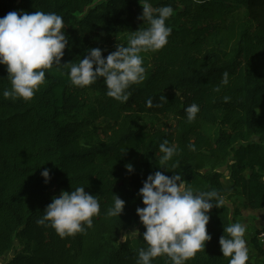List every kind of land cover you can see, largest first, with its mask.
<instances>
[{"label":"trees","instance_id":"trees-1","mask_svg":"<svg viewBox=\"0 0 264 264\" xmlns=\"http://www.w3.org/2000/svg\"><path fill=\"white\" fill-rule=\"evenodd\" d=\"M140 3L0 0V18L14 10L61 15L68 37L61 63H78L92 48L106 57L127 46L130 32L146 28ZM151 3L172 6L166 21L172 32L164 48L142 54L146 78L128 89L126 102L108 97L102 78L84 88L72 85L68 69L59 66L45 70L46 82L32 100L4 98L11 81L0 65V264H137L138 249L147 247L136 213L144 207L138 192L156 171L181 174L194 192L217 190L225 197L221 208L208 213L211 240L186 264H229L219 239L238 221L235 197L243 199L245 209L264 212V0ZM119 36L121 43L109 47ZM193 103L200 111L190 123L185 109ZM168 118L174 123L161 122ZM165 140L181 149L169 162L178 163L176 170L161 167L159 145ZM77 186L100 202L92 228L62 239L37 224L53 198ZM113 194L125 201L119 217L107 216ZM137 225L139 235L122 241ZM263 231L255 230L251 239L260 258L247 264H264L257 240ZM10 252L11 259L3 260ZM152 264L171 261L162 256Z\"/></svg>","mask_w":264,"mask_h":264},{"label":"clouds","instance_id":"clouds-1","mask_svg":"<svg viewBox=\"0 0 264 264\" xmlns=\"http://www.w3.org/2000/svg\"><path fill=\"white\" fill-rule=\"evenodd\" d=\"M143 11L139 19L147 27L130 32L127 46L120 45L116 50L102 57L100 48H92L78 63H61L64 50L68 45L65 34V22L57 13L35 11H10L0 18V65H5L11 88L3 91L4 98L12 100H32L40 87L45 84V70L53 66L68 69L67 75L72 85L80 88L91 86L103 79L108 97L119 102L129 99L128 89L142 83L146 78L144 56L164 48L172 32L166 21L174 14L171 5L154 7L151 0H142ZM95 65V68H94ZM221 84H229V74L224 72ZM215 91H220L217 86ZM230 97L225 96V102ZM188 122H194L200 111L193 103L186 109ZM195 150L194 144L188 145ZM163 154L161 167L167 171L179 168L173 158L181 149L165 140L159 145ZM129 172L131 164L126 165ZM45 182L50 179L49 170L41 172ZM138 195L142 197L144 207H138L136 213L145 227L142 238L147 247L138 249L137 264H152L154 258L166 256L171 264H186L200 251H204L205 242L211 240L206 225L210 210L221 208L225 197L217 190L194 192L179 173L167 176L160 171L147 176ZM114 204L108 209V217H119L125 201L117 195ZM100 215V202L96 195L85 192V186H77L71 191H62L53 198L37 219V224L51 227L60 238L84 233L93 227V218ZM227 235L219 239L223 257L229 264H247L249 249L245 239L246 226L234 222L224 228ZM131 234L139 235L138 230ZM127 235L121 237L126 241Z\"/></svg>","mask_w":264,"mask_h":264},{"label":"rangeland","instance_id":"rangeland-1","mask_svg":"<svg viewBox=\"0 0 264 264\" xmlns=\"http://www.w3.org/2000/svg\"><path fill=\"white\" fill-rule=\"evenodd\" d=\"M121 37L122 36H119L118 38H115V39H112L111 41H109L108 46L110 47V46L119 45L121 43V40H122ZM161 122H164L168 125L171 123H174V121L171 120V118L161 119ZM226 181H227V177L224 179V183L226 185H228V183ZM52 193L58 194L59 192H55V190H52ZM233 202L239 208V218L237 219L238 221H236V222H240L246 226L245 239L247 241V247L249 249V260L252 262H255L256 260H258V258H260V255L257 252V250L254 249L253 244H251L252 243L251 239L255 233V230H259V229L264 228V212L263 211H252L249 209H245L243 207L244 201L241 197H235L233 199ZM135 230H139L138 225L137 226H131L129 229H127L126 232H124L123 236L127 235V237H129V238H133L135 235L131 234V233ZM15 248H18V244L15 245ZM12 255H13L12 252L6 254L3 257V260L11 259Z\"/></svg>","mask_w":264,"mask_h":264},{"label":"built area","instance_id":"built-area-1","mask_svg":"<svg viewBox=\"0 0 264 264\" xmlns=\"http://www.w3.org/2000/svg\"><path fill=\"white\" fill-rule=\"evenodd\" d=\"M258 243L261 247H264V231L261 232L257 237Z\"/></svg>","mask_w":264,"mask_h":264},{"label":"crops","instance_id":"crops-1","mask_svg":"<svg viewBox=\"0 0 264 264\" xmlns=\"http://www.w3.org/2000/svg\"><path fill=\"white\" fill-rule=\"evenodd\" d=\"M260 255V254H259Z\"/></svg>","mask_w":264,"mask_h":264}]
</instances>
